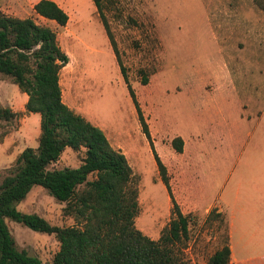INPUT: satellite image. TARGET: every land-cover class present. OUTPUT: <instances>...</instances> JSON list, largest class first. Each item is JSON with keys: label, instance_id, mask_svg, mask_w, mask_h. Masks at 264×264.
Segmentation results:
<instances>
[{"label": "rangeland", "instance_id": "374dc122", "mask_svg": "<svg viewBox=\"0 0 264 264\" xmlns=\"http://www.w3.org/2000/svg\"><path fill=\"white\" fill-rule=\"evenodd\" d=\"M38 1L0 0V8L57 32L70 57L60 71L63 100L100 126L111 144L126 154L139 190L136 226L158 239L174 217L173 204L94 1L55 0L70 16L66 26L38 16ZM263 12L264 0H110L105 12L172 191L186 192L200 207L186 212L176 200L191 216L185 250L191 264H208L225 244L226 213L223 223L208 220L205 207L215 203L229 210L225 202L233 198L232 187L243 181L234 177L240 174L239 162L245 164L242 174H252V184L263 181L264 126L258 129L259 137L256 129L264 119V30L253 32L240 23L252 20L264 27ZM239 69L244 78L236 79L234 93L232 77ZM220 75L230 76L229 84H223ZM27 98L11 77L0 74V106L19 114L11 122L0 120V134L9 131L0 140V185L13 172L17 156L39 144L41 114L26 111ZM179 136L182 152L172 144ZM84 158L85 148L67 147L50 168L78 167ZM188 158L191 166L186 165ZM65 206L40 185L17 204L19 210L54 225H74V218L64 215ZM7 223L19 250L43 264L53 263L60 249L55 234L11 219ZM246 232L238 247L242 257L252 259L248 264H264V236L248 240Z\"/></svg>", "mask_w": 264, "mask_h": 264}, {"label": "trees", "instance_id": "16d2710c", "mask_svg": "<svg viewBox=\"0 0 264 264\" xmlns=\"http://www.w3.org/2000/svg\"><path fill=\"white\" fill-rule=\"evenodd\" d=\"M93 1L169 192L174 217L158 239L136 226L140 213L139 190L126 154L111 144L100 126L63 100L60 71L70 57L62 48L57 32L32 17L10 16L0 8V74L11 77L28 95L27 112L41 114L38 147L25 148L17 156L13 172L0 185V264H43L38 257L18 249L7 219L35 231L55 234L60 249L52 264H191L185 254L191 216L177 203L167 166L154 147L149 125L105 14L110 0ZM34 9L38 16L55 21L59 26L69 22L68 12L55 0H40ZM143 83H148L147 77ZM18 116L12 108L0 106V120L11 122ZM8 132L0 134V140ZM172 144L177 151H183L182 137L174 138ZM67 147L85 148L81 165L51 169L50 165L60 159ZM36 185L66 202L64 215L73 217L76 223L54 225L36 213L19 210L17 204ZM224 218L217 208L207 216L208 220L220 219L222 223ZM226 225L225 244L209 258L208 264L231 261L228 222Z\"/></svg>", "mask_w": 264, "mask_h": 264}, {"label": "crops", "instance_id": "0c3cea01", "mask_svg": "<svg viewBox=\"0 0 264 264\" xmlns=\"http://www.w3.org/2000/svg\"><path fill=\"white\" fill-rule=\"evenodd\" d=\"M57 2V1H56ZM264 14V12H263ZM240 23H243L247 25V28L249 30H252L253 32H256L257 30H264V27H261V25H257V23L251 21H241ZM254 43L259 45V42L257 39H255ZM223 84L227 85L228 80H230V76H221ZM242 80L244 78L243 72L239 71L234 72L232 77V88L233 92L236 93L238 91V86L236 79ZM229 84V83H228ZM258 89V87H257ZM28 96V95H27ZM28 101V98L26 100V103ZM260 116L261 112L259 113ZM260 121L258 122L257 129H256V136L259 137L262 133L258 132L259 127L261 124L264 126V119L261 117ZM224 156V155H223ZM188 158L185 162L187 166H191V163L189 162ZM245 164L244 162H239V169L240 174H235L234 177L240 176L239 180H243L239 183H236L233 185V198L229 203L225 202L227 207L229 208L228 211H224L223 206H218L215 203L209 204L205 207V210L210 212L213 208H218V212H225L228 224H229V235H230V246L232 250L231 254V261L229 264H248L252 260L251 258H243L242 255L244 251L242 249H239L241 243L239 242L240 239H243L245 235H247V230L249 233V239L252 240L255 239L258 234L264 236V169L262 170L260 180L258 183L252 184V174L250 173L248 176L242 174V169ZM233 177V178H234ZM247 180L249 181L247 183ZM177 181V180H176ZM234 182H237L234 178ZM177 182H175L176 184ZM172 184V183H171ZM178 188H179V183ZM173 193L176 198V200L182 204L186 212L191 211H197L199 210V206L196 203H193L191 201V198L189 194L186 192H182L180 189L177 192V188H173ZM176 190V191H175ZM193 188L191 189V191ZM186 200H189L186 201ZM184 201V202H183ZM224 203V204H225ZM208 212V214H209ZM251 231H254L257 234L250 233ZM242 237V238H241ZM245 243L242 244V248H244Z\"/></svg>", "mask_w": 264, "mask_h": 264}]
</instances>
